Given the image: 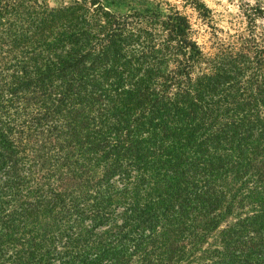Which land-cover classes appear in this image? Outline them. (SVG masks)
<instances>
[{"label":"trees","instance_id":"1","mask_svg":"<svg viewBox=\"0 0 264 264\" xmlns=\"http://www.w3.org/2000/svg\"><path fill=\"white\" fill-rule=\"evenodd\" d=\"M88 2L0 0V264H177L226 217L201 264H264V6L207 56Z\"/></svg>","mask_w":264,"mask_h":264},{"label":"rangeland","instance_id":"2","mask_svg":"<svg viewBox=\"0 0 264 264\" xmlns=\"http://www.w3.org/2000/svg\"><path fill=\"white\" fill-rule=\"evenodd\" d=\"M35 1L46 8H60L75 3L90 6L88 0H23ZM104 8L116 14H125L129 10L141 11L144 8H154L162 13L167 12V7L177 9L184 14L193 29V36L207 56L218 54L222 49L232 48L233 51H246V38H248L247 25L242 15V9L248 5L264 6V0H196L206 9L205 15H200L190 4L191 0H98ZM193 1V0H192ZM260 22V20H258ZM264 42V38H262ZM264 48V44L261 43ZM250 51V49H249ZM231 218L226 217L219 223L218 228L208 234L204 241L196 247L184 252L177 258V264H201L207 261L209 251L217 248V231L224 223L230 222ZM202 250L204 252L202 253ZM172 261L170 260L171 264Z\"/></svg>","mask_w":264,"mask_h":264}]
</instances>
